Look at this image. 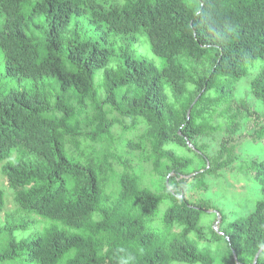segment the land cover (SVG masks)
Returning a JSON list of instances; mask_svg holds the SVG:
<instances>
[{
  "label": "trees",
  "instance_id": "16d2710c",
  "mask_svg": "<svg viewBox=\"0 0 264 264\" xmlns=\"http://www.w3.org/2000/svg\"><path fill=\"white\" fill-rule=\"evenodd\" d=\"M143 35L162 66L137 52ZM248 75L264 107V0H0V162L17 205L0 264H215L212 242L224 263L264 264V159L249 163L260 198L221 235L185 196L189 165L233 162L226 140L206 167L196 141ZM242 111L263 138L243 101L227 127ZM4 204L0 189V217Z\"/></svg>",
  "mask_w": 264,
  "mask_h": 264
},
{
  "label": "rangeland",
  "instance_id": "374dc122",
  "mask_svg": "<svg viewBox=\"0 0 264 264\" xmlns=\"http://www.w3.org/2000/svg\"><path fill=\"white\" fill-rule=\"evenodd\" d=\"M98 1L106 5L117 4L122 6L128 0ZM137 52H140L158 66H162V59L152 52L146 35L140 37L137 43ZM251 78L252 76L248 75L237 82L231 109L229 112L215 118V121L220 124L219 130L205 133L199 136L196 141V144L206 156V167H214L223 158V156L220 157V149L226 140H230L233 147L231 150L233 162L217 170L201 174L197 173V170L202 166L199 161L189 165L186 169L185 196L190 203L202 206L208 211L203 216L201 223H203L204 230L209 237H214L215 232L221 235V229L229 222L251 212L256 200L261 196L260 184L255 180L249 169L252 158L264 159V137L257 141L250 138L260 126L261 120H257L256 116H249L242 111L235 119L234 129H229L223 117L229 115L232 111L238 110L241 101L245 102L247 107L258 115V118L263 116L264 107L250 90ZM111 129L115 136L124 133L125 136H128V133L124 132L118 123H115ZM188 146L194 149L192 142H188ZM188 153L186 154L188 155ZM2 164L3 162H0V189L4 192L5 204L0 218L4 220L5 215L14 212L17 205L14 201L13 190L9 187L7 178L2 173ZM211 247L213 248L215 264H227L224 263L223 258L227 254L225 243L212 242Z\"/></svg>",
  "mask_w": 264,
  "mask_h": 264
}]
</instances>
